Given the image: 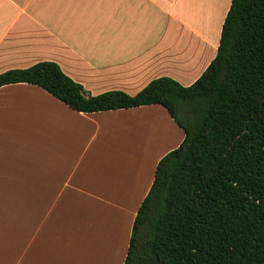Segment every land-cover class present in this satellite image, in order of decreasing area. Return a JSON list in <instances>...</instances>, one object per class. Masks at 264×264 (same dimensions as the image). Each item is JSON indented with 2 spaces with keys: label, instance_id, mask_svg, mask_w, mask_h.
<instances>
[{
  "label": "crops",
  "instance_id": "obj_1",
  "mask_svg": "<svg viewBox=\"0 0 264 264\" xmlns=\"http://www.w3.org/2000/svg\"><path fill=\"white\" fill-rule=\"evenodd\" d=\"M231 0H0V73L51 61L87 95L192 84ZM184 132L160 104L78 112L0 86V264H123L158 160Z\"/></svg>",
  "mask_w": 264,
  "mask_h": 264
},
{
  "label": "trees",
  "instance_id": "obj_2",
  "mask_svg": "<svg viewBox=\"0 0 264 264\" xmlns=\"http://www.w3.org/2000/svg\"><path fill=\"white\" fill-rule=\"evenodd\" d=\"M92 113L162 105L184 132L162 156L133 220L123 264H264V0H231L216 55L183 86L87 95L58 64L0 73Z\"/></svg>",
  "mask_w": 264,
  "mask_h": 264
}]
</instances>
